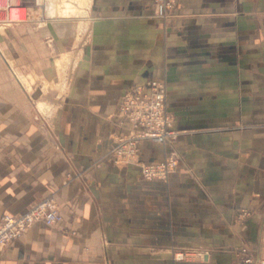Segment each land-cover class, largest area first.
<instances>
[{
  "label": "crops",
  "instance_id": "1",
  "mask_svg": "<svg viewBox=\"0 0 264 264\" xmlns=\"http://www.w3.org/2000/svg\"><path fill=\"white\" fill-rule=\"evenodd\" d=\"M92 11L85 42L67 17L55 42L51 26L0 31V224L50 197L63 214L0 245V264H236L238 248L264 259V0H178L165 20L154 0ZM55 49L72 53V87L46 123L8 58L51 81ZM151 77L183 131L140 143L142 161L179 153L165 181L110 160L128 131L122 96ZM196 247L209 259L174 257Z\"/></svg>",
  "mask_w": 264,
  "mask_h": 264
},
{
  "label": "built area",
  "instance_id": "2",
  "mask_svg": "<svg viewBox=\"0 0 264 264\" xmlns=\"http://www.w3.org/2000/svg\"><path fill=\"white\" fill-rule=\"evenodd\" d=\"M177 3L178 0H155L156 14L167 18L175 10ZM6 18L11 22V13H8ZM167 94V83L160 78L151 77L144 83H136L125 91L114 116L118 118V124L127 127L128 131L118 137L110 160L116 164L140 166V177L145 180L168 179L179 166L180 155L176 150L157 161H142L139 156V144L142 141L151 140L166 144L175 141L182 132L176 127L174 115L168 109ZM62 220L63 214L54 197L40 202L24 214L7 213L0 224V245L20 237L40 221L54 226ZM197 253L202 259L209 258L207 251ZM192 254L179 253L175 258L185 259ZM243 258L244 256L239 257L241 261L239 260L238 264L264 262L253 255L245 260H242Z\"/></svg>",
  "mask_w": 264,
  "mask_h": 264
},
{
  "label": "rangeland",
  "instance_id": "3",
  "mask_svg": "<svg viewBox=\"0 0 264 264\" xmlns=\"http://www.w3.org/2000/svg\"><path fill=\"white\" fill-rule=\"evenodd\" d=\"M54 1L57 6V13L55 14V17H50L45 12L46 11L45 0H16L15 1L16 3L15 2L12 3L13 2L12 0H0V20H1L0 21V31H3L4 29H8L13 26H14V29L18 27H25V28L34 27V29H37L40 27L42 28L43 26L45 27L51 26V29L54 30V26L57 25L56 23L59 21V19H63V17H67L68 19L69 18L72 19L71 24L72 25L74 24V26L77 28V29L75 28L76 29L75 32L77 31L76 38L79 41L85 42L86 37H87V32H88L87 31L88 30L87 29V26H88L87 19L88 18L86 19L84 17L85 15H88V13H95L92 11V5L94 4V0H54ZM154 7H155V0H154ZM13 8H20V12L17 15H14L13 10H12ZM8 13H11V22L8 21V19L6 18ZM155 13H156V10H155ZM162 19L165 20L167 18H162ZM52 30H51L52 32L51 41L55 42L56 39H59V37L55 33V30L54 31ZM78 45H80V43ZM60 52L61 51H58L57 49H55L52 51L51 56H50L52 60V64L54 65V68H55V73H56L55 78L51 81L50 80L48 81V79L46 80L41 75L40 77L37 75H34L33 73H30L29 71L26 73L20 72L16 65V61L13 60L11 56H9L8 58L13 66L11 68L12 69L14 68L13 69L14 75L17 76V78L20 80V83L24 85L25 88L28 89L29 93L32 95L31 98H32V102L34 103V106L36 107L38 112H40V115L42 116V118H44V121L46 123H48V120L54 119V117L56 116V112H58V109H59L58 104L60 100V95L70 90V88L72 87L71 81L69 80L66 81L64 79L65 72H66L65 69L67 65L73 61L72 53L67 54V52L62 51L61 54H59ZM57 59H60V61L58 60L57 62ZM50 93L54 94L55 97L49 98L48 94ZM167 100H168V94H167ZM181 133L178 135V137L181 135ZM175 141H172L166 144H171ZM139 147H140V144H139ZM169 152L167 154H169ZM167 154L165 155V157L167 156ZM155 180H160V179H155ZM165 180H168V179H165ZM199 250L200 252H203L204 250L208 251L207 249L203 247H196V249L181 248V249L175 250L174 257L179 253L188 252L190 254L192 253L194 254L187 256V258L185 259H194V260H201V261L208 260L209 258L202 259L200 255H197L198 254L197 252H199ZM237 250H239L238 252L240 251L242 252L241 256H244L242 260H245V258L247 259V257H250V255H253L250 250L246 251L242 248L241 249L238 248ZM239 257L237 259L236 264H238L239 260L241 261ZM177 260H184V259H177ZM262 261H264V259H262ZM246 264H249V263H246ZM259 264H264V262H259Z\"/></svg>",
  "mask_w": 264,
  "mask_h": 264
},
{
  "label": "bare ground",
  "instance_id": "4",
  "mask_svg": "<svg viewBox=\"0 0 264 264\" xmlns=\"http://www.w3.org/2000/svg\"><path fill=\"white\" fill-rule=\"evenodd\" d=\"M12 1H13L12 3H14L16 0H12ZM45 6H46L45 12L47 13V15L50 17H55V14L57 13V6H56L55 1L54 0H45ZM12 10H13L14 15H17L20 12V8H13ZM7 53H10V52H7ZM58 60L60 61V59H57V62H58Z\"/></svg>",
  "mask_w": 264,
  "mask_h": 264
}]
</instances>
